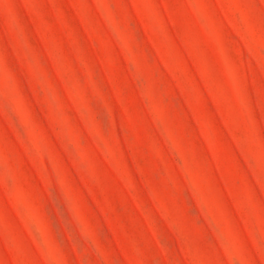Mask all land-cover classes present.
Returning <instances> with one entry per match:
<instances>
[{"label":"rangeland","instance_id":"rangeland-1","mask_svg":"<svg viewBox=\"0 0 264 264\" xmlns=\"http://www.w3.org/2000/svg\"><path fill=\"white\" fill-rule=\"evenodd\" d=\"M0 264H264V0H0Z\"/></svg>","mask_w":264,"mask_h":264}]
</instances>
